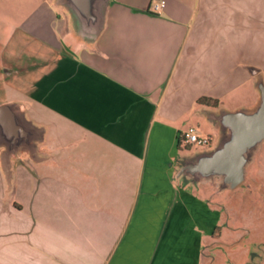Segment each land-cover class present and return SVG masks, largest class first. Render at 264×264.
I'll return each mask as SVG.
<instances>
[{
	"label": "crops",
	"instance_id": "obj_1",
	"mask_svg": "<svg viewBox=\"0 0 264 264\" xmlns=\"http://www.w3.org/2000/svg\"><path fill=\"white\" fill-rule=\"evenodd\" d=\"M151 1L102 0L91 27L53 0L0 43V104L32 131L0 143V264H201L219 213L178 173L258 101L264 0ZM191 126L210 143L179 148Z\"/></svg>",
	"mask_w": 264,
	"mask_h": 264
},
{
	"label": "rangeland",
	"instance_id": "obj_2",
	"mask_svg": "<svg viewBox=\"0 0 264 264\" xmlns=\"http://www.w3.org/2000/svg\"><path fill=\"white\" fill-rule=\"evenodd\" d=\"M52 1L0 0V43L17 26L35 25L28 21L31 17L58 11ZM0 177V189L9 191L10 182L1 166ZM182 183H189L186 189L219 213L212 235H203L201 264H264V143L251 154L245 179L233 189H223L217 178Z\"/></svg>",
	"mask_w": 264,
	"mask_h": 264
},
{
	"label": "water",
	"instance_id": "obj_3",
	"mask_svg": "<svg viewBox=\"0 0 264 264\" xmlns=\"http://www.w3.org/2000/svg\"><path fill=\"white\" fill-rule=\"evenodd\" d=\"M91 27L97 25L98 4L102 0H66ZM258 101L253 108L225 110L211 116L223 131V137L211 150L186 158L178 175L185 180L219 179L223 189H233L243 182L251 154L264 143V79L256 83ZM32 131L25 126L13 103L0 104V143L5 154L28 143ZM189 184V183H188Z\"/></svg>",
	"mask_w": 264,
	"mask_h": 264
},
{
	"label": "built area",
	"instance_id": "obj_4",
	"mask_svg": "<svg viewBox=\"0 0 264 264\" xmlns=\"http://www.w3.org/2000/svg\"><path fill=\"white\" fill-rule=\"evenodd\" d=\"M165 0H152L149 5V9L153 13H160L165 7ZM183 144L199 145L205 146L208 145L211 141V138L206 135H201L195 126L189 127L182 135Z\"/></svg>",
	"mask_w": 264,
	"mask_h": 264
},
{
	"label": "trees",
	"instance_id": "obj_5",
	"mask_svg": "<svg viewBox=\"0 0 264 264\" xmlns=\"http://www.w3.org/2000/svg\"><path fill=\"white\" fill-rule=\"evenodd\" d=\"M197 103L204 105V106H209V107H217L218 106V101L216 99H213L210 97H205V96L198 98ZM179 148H181V149H189L190 148L189 144H183L182 136L179 138Z\"/></svg>",
	"mask_w": 264,
	"mask_h": 264
}]
</instances>
